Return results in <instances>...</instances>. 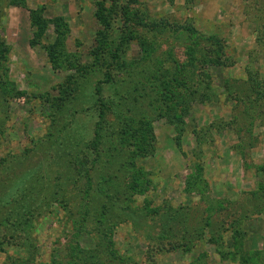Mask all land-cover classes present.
Returning <instances> with one entry per match:
<instances>
[{"label": "rangeland", "instance_id": "1", "mask_svg": "<svg viewBox=\"0 0 264 264\" xmlns=\"http://www.w3.org/2000/svg\"><path fill=\"white\" fill-rule=\"evenodd\" d=\"M9 173L0 264H264V0H0Z\"/></svg>", "mask_w": 264, "mask_h": 264}, {"label": "trees", "instance_id": "2", "mask_svg": "<svg viewBox=\"0 0 264 264\" xmlns=\"http://www.w3.org/2000/svg\"><path fill=\"white\" fill-rule=\"evenodd\" d=\"M96 17H97V19L100 21V22H102V24H105L106 23V17L107 16H105L104 15V13H103V9H101V11L100 12H97L96 13ZM32 23L33 24H35V25H38V28H39V30H44L45 29V27L46 26H44L42 23H40V20H39V18H38V16L37 15H34L33 14V16H32ZM104 41H105V39H104ZM198 42H196V43H194L195 45H198L197 44ZM49 55H52V58H54L55 56H56V54H55V50H54V48L52 47V49H51V51H50V54ZM161 65H162V63H161ZM161 69L163 70V68L161 67ZM164 71V70H163ZM179 78V80H178V83H181L182 81H184V79H181L180 78V76H178ZM158 78H161V80L163 81V79H164V76H163V78H162V76H160V77H158ZM161 81V82H162ZM184 88H185V84H183V85H180L179 86V88L178 89H181V91L180 92H182V90H184ZM180 92L178 93V94H180ZM131 97L132 98H137V96H135V95H133V94H131ZM109 103V105H107V109H109L110 110V108L113 106H115V104H114V102L112 101V102H108ZM122 115H119L118 117L120 118ZM102 120L100 121V122H105L106 121V119L107 118H105V116H102ZM139 121H141L142 122V120H139ZM101 123V124H102ZM121 125H123V127L124 128H127V129H129V123H125V124H123V123H120ZM104 125V124H103ZM71 128H72V124L71 123H69V124H67V125H65L61 130V132L62 133H70V131L72 132V130H71ZM105 127L103 126L102 127V125H100L99 126V128H98V130L96 131V133H98V135L102 132V130L104 129ZM73 133V132H72ZM100 137H101V134L99 135ZM149 137L151 138V140H153V136H152V131L150 132V135H149ZM75 140V143H73V142H70V144H71V151L72 150H74V151H76L77 149H79V148H81V146H82V144H81V142L78 140H76V139H74ZM112 140V139H111ZM153 142V141H152ZM85 144H87V142H85ZM49 145V147H51L52 145H53V143L51 142L50 144H48ZM120 150L121 151H123L124 149H122V147H120ZM75 153V157H77L79 154H76V152H74ZM77 153H79V152H77ZM129 154H131V152L129 153ZM107 167H108V169L106 170L107 171V173H108V176H107V179H105V178H101L100 180V182H98L99 183V185H103V186H105L103 183H105V182H103V181H107L108 180V182H116V184L117 185H121V184H124V181L123 180H121V179H123L122 177L123 176H121L120 177V173H117V171H114L112 168H113V166H114V161H113V159H111V160H107ZM15 171H17V169L15 170ZM15 171H13L12 173H15ZM26 174H27V172L26 171H24ZM102 174V172H98V175H101ZM10 175V176H9ZM9 175H6V176H4L2 179H0V184H2L3 183V186L5 187V190H3L1 193H0V225H7L8 227H12V228H14L15 230H20L21 228H22V226H23V224H25L26 225V217H28L27 215H28V209H27V205L26 206H22V205H20L15 199L16 198H14V196L13 195H11V194H7V192L9 191V190H12L15 186H16V183H15V181L12 179V177H11V174L9 173ZM23 175V174H22ZM90 175V174H89ZM24 176V175H23ZM105 179V180H104ZM90 180V179H89ZM91 181V183H92V180H90ZM90 189L91 188H89L88 189V191H87V195H90ZM101 190H104V193H105V191H107V188H103V187H101L100 188ZM99 189V190H100ZM97 192H98V190H94L93 192H92V194L90 195L91 196V202H90V205L91 204H94V210L93 211H95L96 209H97V207H100L101 208V210H98L97 212H98V214L100 215V219L101 218H106V216L104 215L105 213H108V211H109V206H108V204L107 203H102V204H99L100 202H99V199L98 200H95V197L96 196H100V197H102V198H105V200H107V196H106V194H100V193H98L97 194ZM97 194V195H96ZM68 201V200H67ZM92 209H93V206H92ZM90 211H91V209H90ZM94 213H92L91 215H93ZM109 214V213H108ZM99 219V220H100ZM106 219H108V221H114V220H111V218H109V217H107ZM206 219V217H202L201 219H200V221H204ZM227 221V220H226ZM117 222V221H116ZM188 223H190V221H188V219H186L185 217H183L182 216V212H180V211H178V212H174V213H172V215H169V217L168 218H166V220L165 221H163V223L160 225V227L161 228H163V231L164 230H166V232L168 233L169 231L171 232V233H173V231L175 230V232L176 233H178V232H181V231H185V232H187V230H188ZM225 225V224H224ZM205 227H206V225H205ZM201 229H202V232H200L199 233V235H202L203 234V228L201 227ZM178 235V234H177ZM167 236V235H166ZM198 237V236H197ZM223 238V236H221V239Z\"/></svg>", "mask_w": 264, "mask_h": 264}]
</instances>
